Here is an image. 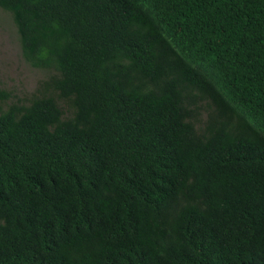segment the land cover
I'll return each mask as SVG.
<instances>
[{
  "label": "trees",
  "instance_id": "obj_1",
  "mask_svg": "<svg viewBox=\"0 0 264 264\" xmlns=\"http://www.w3.org/2000/svg\"><path fill=\"white\" fill-rule=\"evenodd\" d=\"M0 9L55 73L0 110V264H264V0Z\"/></svg>",
  "mask_w": 264,
  "mask_h": 264
},
{
  "label": "rangeland",
  "instance_id": "obj_2",
  "mask_svg": "<svg viewBox=\"0 0 264 264\" xmlns=\"http://www.w3.org/2000/svg\"><path fill=\"white\" fill-rule=\"evenodd\" d=\"M53 71L35 69L22 57L19 37L10 13L0 9V89L9 95L0 103L4 111L11 105H28L39 95L40 84L47 80ZM206 105L199 110L200 122L205 121Z\"/></svg>",
  "mask_w": 264,
  "mask_h": 264
}]
</instances>
